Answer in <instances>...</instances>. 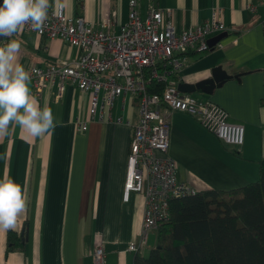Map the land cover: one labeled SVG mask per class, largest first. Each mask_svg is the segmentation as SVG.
<instances>
[{
    "label": "crops",
    "instance_id": "0c3cea01",
    "mask_svg": "<svg viewBox=\"0 0 264 264\" xmlns=\"http://www.w3.org/2000/svg\"><path fill=\"white\" fill-rule=\"evenodd\" d=\"M138 1L143 17L151 6L171 10L178 30L209 21L214 10L228 28L227 36L210 52L178 55L181 66L168 82L196 85L221 67L233 78L212 94L198 90L186 95L224 108L233 123L244 125L245 143L240 148L226 146L197 116L164 108L171 126L169 155L178 165V180L197 192L228 191L258 182L264 160V0ZM50 4L48 14L63 4L69 17L83 16L96 26L107 22L112 34H118L129 19L128 0H50ZM10 39L21 44L19 62L28 71L71 63L79 54L61 40L26 30L2 37L0 46ZM29 86L41 106L51 107L57 126L42 137L16 128L10 137L0 139V178L11 176L28 195L27 211L16 227L0 231V264H94L100 247L105 249L106 264H134L137 253L130 252L129 245L140 241L145 200L132 193L125 201L124 184L133 127L139 119L137 98L130 94L117 98L111 121L101 123L98 117L90 119V96L75 85L65 84L61 93L58 84L50 85L40 95L33 81ZM85 121L88 130L81 132L78 125ZM10 231L21 239L12 252H8ZM157 235V230L150 232L139 253L145 256L151 237L155 243Z\"/></svg>",
    "mask_w": 264,
    "mask_h": 264
},
{
    "label": "built area",
    "instance_id": "2783aa9c",
    "mask_svg": "<svg viewBox=\"0 0 264 264\" xmlns=\"http://www.w3.org/2000/svg\"><path fill=\"white\" fill-rule=\"evenodd\" d=\"M128 1L129 19L118 34L107 30V22L96 26L83 16L69 17L63 4L48 14L42 30L27 26L24 30L61 40L79 51L71 63L29 70L38 95L50 85L58 84L60 93L65 84L75 85L90 96V119L98 117L101 123L111 121L110 111L117 98L126 94L137 98L139 119L133 127L124 200L128 201L132 193L144 195L140 241L129 245L130 252L139 253L146 247L149 233L170 220V202L197 193L192 186L178 180V165L169 155L170 121L163 109L197 116L201 125L226 146L242 147L246 129L233 123L221 106L197 101L168 82L169 76L181 66L178 55L189 50L198 53L211 50L209 40L228 32L218 18V10L213 11L209 21L178 30L171 10L151 6L143 17L139 1ZM149 71L158 82L166 83L161 94L148 92ZM78 130L86 132L88 122H80ZM94 264H106L104 247L96 249Z\"/></svg>",
    "mask_w": 264,
    "mask_h": 264
},
{
    "label": "trees",
    "instance_id": "16d2710c",
    "mask_svg": "<svg viewBox=\"0 0 264 264\" xmlns=\"http://www.w3.org/2000/svg\"><path fill=\"white\" fill-rule=\"evenodd\" d=\"M147 73L148 92L161 94L166 83ZM260 174L258 182L241 188L172 200L170 220L159 225L155 247L147 257L137 253L134 264H264V160ZM20 240L10 231L8 252Z\"/></svg>",
    "mask_w": 264,
    "mask_h": 264
},
{
    "label": "clouds",
    "instance_id": "9594fccd",
    "mask_svg": "<svg viewBox=\"0 0 264 264\" xmlns=\"http://www.w3.org/2000/svg\"><path fill=\"white\" fill-rule=\"evenodd\" d=\"M50 7V0H2L0 36L13 37L26 26L42 30ZM20 51L16 39L0 46V139L10 137L16 128L42 137L57 126L51 107L41 106L32 94L31 75L19 62ZM27 206V190L9 175L0 178V231L14 229Z\"/></svg>",
    "mask_w": 264,
    "mask_h": 264
},
{
    "label": "water",
    "instance_id": "95a60500",
    "mask_svg": "<svg viewBox=\"0 0 264 264\" xmlns=\"http://www.w3.org/2000/svg\"><path fill=\"white\" fill-rule=\"evenodd\" d=\"M227 36L226 33L220 34L215 38H211L209 40V45L211 49H214L216 45L225 37ZM2 37L0 36V40ZM240 76H235L236 79H238ZM233 78L232 76L228 75L226 71H224L221 67H216L212 71V75L210 78L196 84V85H189L186 83H180L177 85L178 90L183 94H193L196 91L200 90L206 94H212L213 91L221 87L222 84L228 80ZM173 85L176 86L175 83Z\"/></svg>",
    "mask_w": 264,
    "mask_h": 264
},
{
    "label": "rangeland",
    "instance_id": "374dc122",
    "mask_svg": "<svg viewBox=\"0 0 264 264\" xmlns=\"http://www.w3.org/2000/svg\"><path fill=\"white\" fill-rule=\"evenodd\" d=\"M154 238H155V237L152 236L151 239H150V241H149V248L146 249V253H145V256H146V257L149 256V253H150V250H151L150 247H151V246L154 247L155 244H156V241H155V243H154V241H153V240H155ZM153 243H154V244H153ZM153 247H152V248H153Z\"/></svg>",
    "mask_w": 264,
    "mask_h": 264
}]
</instances>
